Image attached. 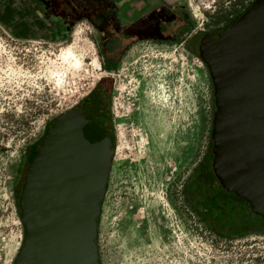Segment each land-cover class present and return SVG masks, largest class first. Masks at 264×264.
Here are the masks:
<instances>
[{
  "label": "rangeland",
  "instance_id": "obj_1",
  "mask_svg": "<svg viewBox=\"0 0 264 264\" xmlns=\"http://www.w3.org/2000/svg\"><path fill=\"white\" fill-rule=\"evenodd\" d=\"M252 1L172 0L163 8L185 17L171 34L131 39L106 71L89 20L49 17L39 0H0V264H11L21 241L12 185L24 151L103 73L114 78L115 150L96 224L99 263L264 264V234L217 237L181 195L212 128V84L188 35Z\"/></svg>",
  "mask_w": 264,
  "mask_h": 264
},
{
  "label": "water",
  "instance_id": "obj_2",
  "mask_svg": "<svg viewBox=\"0 0 264 264\" xmlns=\"http://www.w3.org/2000/svg\"><path fill=\"white\" fill-rule=\"evenodd\" d=\"M213 86L212 166L264 216V0H253L199 48ZM111 75L46 125L29 159L17 198L21 241L11 264H100L95 219L115 150ZM94 129L98 147L82 174L72 170L74 131ZM80 151V149H79Z\"/></svg>",
  "mask_w": 264,
  "mask_h": 264
},
{
  "label": "flooded vegetation",
  "instance_id": "obj_3",
  "mask_svg": "<svg viewBox=\"0 0 264 264\" xmlns=\"http://www.w3.org/2000/svg\"><path fill=\"white\" fill-rule=\"evenodd\" d=\"M45 1H46V9H48L49 13L50 14L56 13V15L60 16V18L63 21L68 22L71 19L72 20L87 19L96 29H98L99 33L103 37L102 44L99 48L101 66L106 65V68H103V70L106 71H109L115 67V63L118 60L117 57L119 56V53L123 50L126 43L129 42L131 39L132 40L165 39L171 34L170 33L171 24L177 21V19H179L177 17H185V15H176L174 13L169 12L166 8L161 7L155 11L148 13V15H146L145 17H138L133 21L127 23L125 26L121 27L115 17H103V14L100 10L84 8L80 12L77 11V12L67 13L66 10L63 9L62 7L63 3L60 2L57 3L55 2V0H45ZM245 8H247V6ZM245 8H243L234 16L228 15V17H224L222 21L217 22L215 24H205V25L202 24L201 26L197 27V29L193 30L188 35L187 44L189 50L193 51L199 56L200 54L199 48L204 40V36L207 34L215 33L229 26L237 19V17L241 14V12H243V10H245ZM112 37H114L118 42V47L115 52H111L109 46L107 45L109 38ZM105 75H110V74L103 73L100 76H105ZM212 90H213V86H212ZM214 111H215V104H214V96L212 94V117ZM110 119H111V115H110ZM49 121L47 122V124L49 123ZM45 127L43 131L45 130ZM42 133L35 141H33L26 148V150L23 153V158L16 168L15 180L12 185V195L14 201H16V207H17V198L22 186V180L24 173L26 171L27 163L31 158V156L33 155L35 148L40 143ZM212 173H213L212 179H210L209 175H207L206 178L204 177L206 182L202 183V186L204 187L206 193L208 194L207 197L209 198V200L212 196V189L215 188V190H219L220 192H223L225 196L224 203L223 204L220 203V204L222 206L221 207L222 210L225 211L224 213L229 214V217H227V221L225 222L216 221L212 223L200 217L201 223L208 230L212 231L213 234L217 235V237H220L222 239L239 238L251 232L259 233L260 235L264 234V216L261 213L254 211L251 208L249 201L240 194H238L237 191L233 188L235 186L240 187L239 184H234L235 182L234 180L236 178L234 179L232 175H227V174L222 175L221 178L225 179L224 182H222L221 179H219V177L216 175V173H214L213 171ZM197 185L200 186L199 184ZM196 197L199 198L197 193H196ZM214 210H215L214 207H212L211 213L214 212ZM197 217L199 218V216Z\"/></svg>",
  "mask_w": 264,
  "mask_h": 264
},
{
  "label": "trees",
  "instance_id": "obj_4",
  "mask_svg": "<svg viewBox=\"0 0 264 264\" xmlns=\"http://www.w3.org/2000/svg\"><path fill=\"white\" fill-rule=\"evenodd\" d=\"M112 44L116 46L118 45V42L114 37L110 38L107 43L109 47H111ZM120 54L121 52L119 53V55ZM117 58H119V56ZM102 68H106V65H102ZM207 137H208V140H207L206 150L204 154L202 155L198 163L193 167L191 172L187 175V177L185 178V180L183 181L181 185L182 200L191 212H193L196 216H199L200 221L202 218L210 223L216 222V221L225 222L227 221V217H229V214L224 213L225 211H223L221 208L222 207L221 204L224 203V198H225L223 192H220L219 190H215V188L212 189V196L209 200V198L207 197L208 194L206 193L204 187L202 186V183L206 182L204 177L206 178V176L209 175L210 179H212V176H213L212 175L213 174L212 173L213 154L211 151L212 140H211L210 129L207 133ZM197 184H199L200 186H198ZM196 193L199 196V198L196 197ZM100 203L101 201L99 202V204ZM14 204L16 208L15 210L17 212L16 201H14ZM212 207H214L216 212L214 210V212L211 213ZM95 221L97 224L98 217L95 219ZM94 242L96 244L95 238H94ZM97 261L99 262L98 256H97Z\"/></svg>",
  "mask_w": 264,
  "mask_h": 264
},
{
  "label": "crops",
  "instance_id": "obj_5",
  "mask_svg": "<svg viewBox=\"0 0 264 264\" xmlns=\"http://www.w3.org/2000/svg\"><path fill=\"white\" fill-rule=\"evenodd\" d=\"M22 1L23 3L20 4L19 7H21L27 0ZM171 1L172 0H55L57 3H63L62 7L67 13L80 12L84 8L100 10L103 17H115L121 27L129 23L131 19L134 20L138 17H145L148 13L164 7L166 3H170ZM39 2L46 3L45 0H39ZM33 5L36 6L35 3ZM8 6L10 5L8 4ZM50 15L51 16L49 17H52V15L60 17L57 16L56 13ZM117 47L118 45L116 46L112 44L109 48L111 51L115 52Z\"/></svg>",
  "mask_w": 264,
  "mask_h": 264
},
{
  "label": "bare ground",
  "instance_id": "obj_6",
  "mask_svg": "<svg viewBox=\"0 0 264 264\" xmlns=\"http://www.w3.org/2000/svg\"><path fill=\"white\" fill-rule=\"evenodd\" d=\"M93 130L89 124H85L80 130H75L73 133L78 151L75 159L71 161L74 172L82 174L85 167H87L86 165L91 162V158L93 163L95 162L94 155L97 151L98 139L95 138Z\"/></svg>",
  "mask_w": 264,
  "mask_h": 264
}]
</instances>
